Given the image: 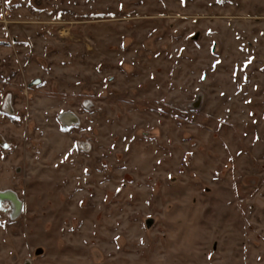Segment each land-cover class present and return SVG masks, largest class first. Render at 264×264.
Here are the masks:
<instances>
[{
	"label": "rangeland",
	"instance_id": "rangeland-1",
	"mask_svg": "<svg viewBox=\"0 0 264 264\" xmlns=\"http://www.w3.org/2000/svg\"><path fill=\"white\" fill-rule=\"evenodd\" d=\"M0 136V264H264V0H0Z\"/></svg>",
	"mask_w": 264,
	"mask_h": 264
},
{
	"label": "water",
	"instance_id": "water-1",
	"mask_svg": "<svg viewBox=\"0 0 264 264\" xmlns=\"http://www.w3.org/2000/svg\"><path fill=\"white\" fill-rule=\"evenodd\" d=\"M9 102H10V98L7 99L6 108L11 112L10 109L11 107L9 106ZM60 119L62 120V122H64L67 125L78 124L79 122L78 117L74 115V113L72 112H63L60 115ZM0 144H5V141L1 136H0ZM5 200L12 201L13 212L15 215H18L22 212L23 203L15 192L11 190H5V191L0 190V206L2 205V202Z\"/></svg>",
	"mask_w": 264,
	"mask_h": 264
},
{
	"label": "flooded vegetation",
	"instance_id": "flooded-vegetation-1",
	"mask_svg": "<svg viewBox=\"0 0 264 264\" xmlns=\"http://www.w3.org/2000/svg\"><path fill=\"white\" fill-rule=\"evenodd\" d=\"M13 214H14V212H13ZM15 215V214H14Z\"/></svg>",
	"mask_w": 264,
	"mask_h": 264
},
{
	"label": "built area",
	"instance_id": "built-area-1",
	"mask_svg": "<svg viewBox=\"0 0 264 264\" xmlns=\"http://www.w3.org/2000/svg\"><path fill=\"white\" fill-rule=\"evenodd\" d=\"M79 123V122H78ZM73 125V124H72Z\"/></svg>",
	"mask_w": 264,
	"mask_h": 264
}]
</instances>
